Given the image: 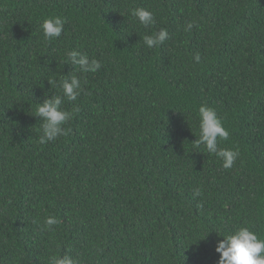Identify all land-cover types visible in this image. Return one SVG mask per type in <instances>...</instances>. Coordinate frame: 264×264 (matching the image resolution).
<instances>
[{
  "label": "trees",
  "instance_id": "obj_1",
  "mask_svg": "<svg viewBox=\"0 0 264 264\" xmlns=\"http://www.w3.org/2000/svg\"><path fill=\"white\" fill-rule=\"evenodd\" d=\"M56 15L64 33L45 41ZM160 28L169 39L149 49ZM69 50L101 69L65 64ZM73 74L86 83L64 100L69 134L40 145L36 107L63 95L47 80ZM202 104L240 152L231 169L192 144ZM241 226L264 238V0H0V264L68 250L82 264H217L219 235Z\"/></svg>",
  "mask_w": 264,
  "mask_h": 264
},
{
  "label": "clouds",
  "instance_id": "obj_2",
  "mask_svg": "<svg viewBox=\"0 0 264 264\" xmlns=\"http://www.w3.org/2000/svg\"><path fill=\"white\" fill-rule=\"evenodd\" d=\"M131 15L146 28L156 23L154 13L144 7L131 9ZM67 19L60 15L52 16L43 20L40 25L45 41H52L59 38L65 30ZM195 22H188L184 31H190ZM169 39V32L166 28H160L151 35L143 37L144 44L149 48L159 47ZM199 62L200 56L195 57ZM64 63L78 66L82 73H96L102 67L101 61L90 58L87 53L77 50H69L65 53ZM51 88L57 87L62 90L63 95L48 97L45 94L43 102L38 103L35 116L41 119L40 134L38 143L46 145L54 142L60 136H67L70 129L65 125L73 119L74 111L66 110L63 107L65 98L68 101H75L84 91L83 83L78 75H66L60 81L49 78L47 80ZM199 137L192 143L199 147L204 145L207 153L215 155L223 161V168L231 169L239 158L238 149L233 150L220 146V141L229 139V131L224 126L223 119L218 115L215 108L202 104L198 109ZM195 196H201V189L194 190ZM60 221L54 216H46L43 220L42 230L52 232ZM222 240L216 243L215 251L219 254L217 264H264V238H261L252 228L241 226L230 234L219 235ZM48 264H82L78 255L74 256L71 250L65 251L62 255H50Z\"/></svg>",
  "mask_w": 264,
  "mask_h": 264
}]
</instances>
